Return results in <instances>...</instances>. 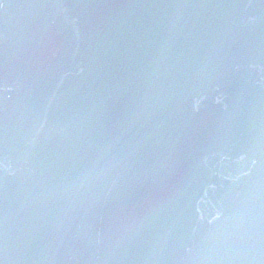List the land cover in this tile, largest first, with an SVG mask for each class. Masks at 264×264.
Here are the masks:
<instances>
[{"label":"water","instance_id":"water-1","mask_svg":"<svg viewBox=\"0 0 264 264\" xmlns=\"http://www.w3.org/2000/svg\"><path fill=\"white\" fill-rule=\"evenodd\" d=\"M0 264H264V0H0Z\"/></svg>","mask_w":264,"mask_h":264}]
</instances>
